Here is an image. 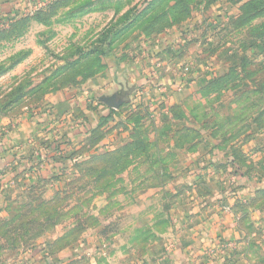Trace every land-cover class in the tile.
Listing matches in <instances>:
<instances>
[{
  "label": "rangeland",
  "instance_id": "1",
  "mask_svg": "<svg viewBox=\"0 0 264 264\" xmlns=\"http://www.w3.org/2000/svg\"><path fill=\"white\" fill-rule=\"evenodd\" d=\"M149 53L215 76L159 117L135 102ZM114 92L129 100H99ZM77 99L107 109L97 125L105 142L60 185L7 193L0 264H35L44 247H76L73 264L162 256L178 229L168 183L182 151L264 132V0H0V147L24 120Z\"/></svg>",
  "mask_w": 264,
  "mask_h": 264
},
{
  "label": "crops",
  "instance_id": "2",
  "mask_svg": "<svg viewBox=\"0 0 264 264\" xmlns=\"http://www.w3.org/2000/svg\"><path fill=\"white\" fill-rule=\"evenodd\" d=\"M156 55L147 54L140 68L135 102L168 117L173 106L204 88L215 73ZM82 101L61 100L52 110L24 120L18 134L0 147V206L19 186L60 185L63 173L105 142L97 125L107 109ZM205 139L182 151L184 163L168 183L175 193L170 215L178 229L174 243L169 241L150 264H264V132L223 147L217 137ZM76 251L44 247L35 264H73ZM39 253L47 257L40 259Z\"/></svg>",
  "mask_w": 264,
  "mask_h": 264
},
{
  "label": "water",
  "instance_id": "3",
  "mask_svg": "<svg viewBox=\"0 0 264 264\" xmlns=\"http://www.w3.org/2000/svg\"><path fill=\"white\" fill-rule=\"evenodd\" d=\"M129 93L114 92L110 95H102L99 100L110 108H118L123 102L129 100Z\"/></svg>",
  "mask_w": 264,
  "mask_h": 264
}]
</instances>
